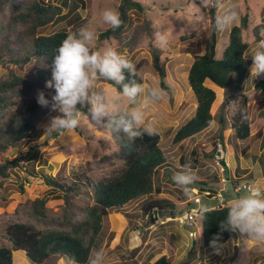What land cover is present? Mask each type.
<instances>
[{
    "label": "rangeland",
    "instance_id": "obj_1",
    "mask_svg": "<svg viewBox=\"0 0 264 264\" xmlns=\"http://www.w3.org/2000/svg\"><path fill=\"white\" fill-rule=\"evenodd\" d=\"M50 1L62 4L64 0ZM135 1H139L144 6V10L131 11V25L124 29L121 38L111 37L100 40V33L110 27L103 23L101 12L106 8L117 11L121 0H84L83 3L78 2L77 12L80 19L86 21L84 27L94 30L97 34L94 50L114 47L135 64L137 73L144 83L164 89L163 101L148 109L147 120L157 127L161 135L160 146L167 160H172L175 168L182 169L181 159L188 157L193 151L196 152V168L192 170L198 178L208 182V185L202 184L201 188L210 190L211 193L209 196H204V191L196 187L200 192L202 204L211 201L209 205H216L223 202V199L229 202L234 195L236 197L237 186L250 184L241 181V185L233 187L228 167L222 169L217 161L220 157L223 158L227 148L229 150L227 156L231 153L240 156L243 146L248 145L250 141L249 148L252 149L254 143L250 139L248 141L236 138L230 122L231 115L235 113L234 104L229 105L227 110L224 109L223 114L220 113L225 92H221L213 82L206 81L205 84L212 88L216 95L218 93L219 97V101L213 105V110L211 109L212 114L215 115L211 125L196 137L180 143L173 141L177 130L196 112L198 103L189 84L188 71L195 55L203 52L205 42L215 30L213 10L216 17L219 9L210 4L206 5L205 0ZM74 2L75 0H67L63 12L67 16L63 20L48 24L39 33L48 35L63 29L74 32L75 23L71 20L75 17V13H68ZM235 2L238 4L239 19L234 25H240L244 15L249 16V27L243 30V33L245 40L251 45L247 52L251 57L255 51L261 50L258 44L264 41V32L261 33V40L257 42L253 34V28L264 18V0H235ZM11 14V7L0 4V45L6 36L14 37L13 35L25 28L21 23L9 28L7 23ZM233 26L224 31H217L218 56L222 55L227 46L229 32ZM158 30L166 31L169 36L168 46L161 49V59L167 69L166 87H162L160 77L153 67V44L149 42V38ZM9 67L13 66L6 61H0V78L9 77ZM35 67V63L32 62L23 70L15 69V72L31 78ZM263 77L264 74H261L255 78L249 72L246 78L249 80L244 82L242 90L249 99L252 128L256 129L254 132L258 131L260 134L264 132V116L261 115V110H264V94L255 89L257 82L253 86L251 81ZM96 90L109 97L119 94L115 86L101 79L96 82ZM6 95L11 102H23L32 93L17 88L6 91ZM77 107L82 115L80 125L75 130L64 135L56 133L44 135L43 126L51 117L59 114L50 111L39 125L38 134L34 138L27 139L20 146L11 147L0 155V161L20 155L24 157L20 161V166L15 169L16 174L12 173L10 177L0 176V246H11V241L4 234L5 228L13 222H27L40 230H64L71 229L74 222L84 217L80 207L84 206L85 201L77 199L78 206L68 209L61 191L46 184L42 170L47 175L55 176L61 173L64 177L85 172L87 176L99 180L115 176L124 169L122 147L113 142L112 138L109 139L105 130L90 121L86 113L90 105H77ZM128 108L127 100L122 99L118 111L122 112ZM14 111L13 104L0 105V126L9 123ZM254 140L260 142L261 137L258 136ZM31 147L35 150L29 156ZM172 170L174 169L170 166L159 169L156 184L160 187L162 197L176 203L175 209L151 207L146 199H139L126 205L125 212L111 210L104 218L101 232L103 240L93 251V256L95 251L103 249L104 264H124L121 255L123 253L127 255V252L132 254V251H137L132 258L138 264H151L163 255H173V264H262L260 259L264 261V251H260L259 246L248 241L245 236L238 233L237 237L225 244L222 254L217 255L212 248L203 245L201 218L186 225L176 219L188 212L194 194L192 190L191 195L186 196L174 184L172 177L175 172ZM215 194L221 195L220 198L214 197L219 200L213 199ZM37 198L45 200L47 209L45 216H38L34 211L33 201ZM202 204L200 203V206ZM126 212L133 215L127 216ZM13 257L14 264H33L24 251H15ZM58 264H72V262L61 258Z\"/></svg>",
    "mask_w": 264,
    "mask_h": 264
},
{
    "label": "trees",
    "instance_id": "obj_2",
    "mask_svg": "<svg viewBox=\"0 0 264 264\" xmlns=\"http://www.w3.org/2000/svg\"><path fill=\"white\" fill-rule=\"evenodd\" d=\"M78 2L75 0L69 14H74L78 21L73 18L75 31L84 27L85 19H80L77 12ZM0 4L11 7L12 14L7 23L10 28L16 23L25 26L14 37L6 36L0 45V61H6L13 67H9V77L0 78V105L13 104L15 111L9 123L0 126V155L11 147H18L27 139L34 138L38 134L39 125L43 122L51 108L38 105L36 97L38 91H44L47 99H51L49 93L54 94V89L45 87L46 81L51 79V64L54 59L55 50L66 38L69 31L60 30L53 34H41L39 31L56 20H63L67 14L63 13L67 0L62 4L46 0H0ZM144 10V6L135 0H121L118 7L120 18L123 21L120 28L113 30L111 27L100 33V40L111 37L121 38L124 29L132 22L131 11ZM215 17L213 10V25ZM249 27V16L242 17L240 25H234L229 32L228 44L222 55H217L218 34L213 30L210 38L205 42L202 53H197L188 71V80L192 91L197 99V108L193 117L185 122L175 133L173 141L183 142L189 138L196 137L206 130L214 119L211 109L219 100L218 93L205 84L206 81L213 82L225 92V99L221 106L220 113H224L228 106L234 104L235 113L231 115V128L235 131L237 139L245 140L251 135L252 120L248 96L242 91L244 82L250 72L253 63L252 58L247 55L250 43L245 40L243 30ZM264 32L263 21L253 28L255 41L261 40V33ZM161 49L152 46L153 67L160 77L162 87H166L167 69L161 59ZM35 63V70L31 78L17 74L15 69L23 70L30 63ZM126 75V81L128 74ZM137 80L143 82L142 77L137 73ZM106 81L115 86L118 91L120 86L114 82ZM23 88L32 95L23 102H11L6 91ZM257 91L264 92V77L255 85ZM216 100V101H215ZM215 101V102H214ZM214 103V104H213ZM84 110V109H83ZM88 114V110L86 111ZM242 113H246L247 120L242 121ZM264 114V113H262ZM113 142L119 144L123 151L124 169L117 175L95 179L87 176L85 172L74 174L72 177H64L61 173L55 176L42 172L46 184L60 190L66 207L75 208L78 201H85L80 209L84 217L73 223L71 229H47L40 230L33 224L27 222H13L5 228L4 236L11 241V246H0V264H14L13 253L24 251L33 264H58L61 258L75 264H88L90 255L102 242V227L104 218L111 210L125 212L126 205L139 199H146L151 207L175 209L176 203L171 199L160 195V187L156 184L159 169L172 167L175 173L181 168H175L172 160L162 150L161 135H144L130 142L122 132L112 137ZM31 147L28 154L34 152ZM22 155L13 159L5 158L0 161V176L10 177L16 174L15 169L20 166ZM225 163L224 158H222ZM196 152L193 151L188 157L181 159V166L191 162L192 168H196ZM27 170V169H26ZM176 170V171H175ZM202 184L208 185L205 179L194 183L193 187H199L202 191ZM23 190V186L21 185ZM78 199V201H77ZM227 199L216 205H207L210 211L206 216L201 217L202 242L206 248L210 247V241L214 235L219 234L221 241L238 236V233L229 231L221 232L219 223L227 215ZM190 204V203H189ZM33 208L38 216H45L47 209L45 200L37 198L33 201ZM132 216V213H125ZM127 252L121 255L124 264H138L134 255ZM173 255H163L151 264H173ZM264 264L263 259H260ZM149 264V263H148Z\"/></svg>",
    "mask_w": 264,
    "mask_h": 264
},
{
    "label": "clouds",
    "instance_id": "obj_3",
    "mask_svg": "<svg viewBox=\"0 0 264 264\" xmlns=\"http://www.w3.org/2000/svg\"><path fill=\"white\" fill-rule=\"evenodd\" d=\"M205 4L219 9L214 21L216 31L226 30L239 19L235 0H205ZM101 19L113 30L120 28L123 23L119 12L111 8L101 12ZM96 39L94 30L81 27L69 32L55 50L51 79L45 84L47 89H54V94L49 93V100L44 91H38L36 97L39 106H50L51 111L59 113L43 126L44 135H64L79 127L82 112L77 105H90V121L105 130L109 139L121 132L130 142L144 135H158L157 127L147 120V111L152 105L163 101L164 89L139 82L135 64L114 47L94 50ZM149 42L164 49L169 44L168 33L155 31ZM258 48L261 50L255 51L251 56L253 63L250 73L255 78L264 74V41L259 42ZM125 73L128 74V82H125ZM101 78L119 85V94L109 97L97 91L96 82ZM122 99L127 100L129 108L121 112L118 111V106ZM247 119V114L242 113V121ZM197 180L198 176L192 170L191 162L185 163L172 177L174 184L186 196L191 195L192 186ZM198 211L204 217L210 208L202 204ZM219 227L221 232L229 231L245 236L248 241L259 246L260 251H264V184L249 185L242 194L231 199L227 205V215L220 221ZM210 247L214 254H222L225 243L221 241L219 234L213 236ZM104 259V251L100 249L95 251L94 256L90 255L88 264H104Z\"/></svg>",
    "mask_w": 264,
    "mask_h": 264
},
{
    "label": "crops",
    "instance_id": "obj_4",
    "mask_svg": "<svg viewBox=\"0 0 264 264\" xmlns=\"http://www.w3.org/2000/svg\"><path fill=\"white\" fill-rule=\"evenodd\" d=\"M248 80L249 79H247L246 82H248ZM259 80L260 79H252L251 85L254 86V84L256 82H258ZM253 86H252V88H253ZM219 89L221 90V92L224 91V89L221 87ZM261 93L264 94V92H261ZM216 97H217V95H216ZM261 112L264 113V110H261ZM262 113H261V115L264 116V114H262ZM254 130H256V129L252 128L251 136H249L246 139L248 141H249V139L253 140L254 144H253L252 149L249 148L251 146L250 141H249V144L248 145L246 144L241 149L242 154L240 156H238L236 153L235 154L231 153L230 156L229 155L227 156V154H229L228 148L226 149V151L223 155V158L225 160V163H226L228 170H229V173H230V180H231L230 182L233 184V187L240 184L241 181H245L246 184L248 183L250 185H252L254 183L264 184V132L262 134H260L258 131L254 132ZM260 130H261V128H260ZM256 133H258V135ZM258 136H259V138L261 137V140H260V142H255L256 140H254V139ZM248 181H250L251 183H249ZM245 189H243L239 192H235V193L237 195H240L243 193V191ZM218 195L219 194H215L213 196V199L219 200L221 195L220 196H218ZM217 196L219 198H214ZM233 198H235V195L231 199H233ZM207 202L208 203H205V204H211V201H207ZM230 240H228L227 242H229ZM227 242L225 244H227ZM235 247L237 248V245H235Z\"/></svg>",
    "mask_w": 264,
    "mask_h": 264
},
{
    "label": "built area",
    "instance_id": "obj_5",
    "mask_svg": "<svg viewBox=\"0 0 264 264\" xmlns=\"http://www.w3.org/2000/svg\"><path fill=\"white\" fill-rule=\"evenodd\" d=\"M218 152L219 153L221 152V147L218 149ZM217 164H219V166L222 167V169H224L226 166L222 160V157H220V160L217 161ZM247 187L248 186H237L235 189H236V192H239ZM192 190H193L194 196H192L191 198V202L188 207L189 208L188 212H185L183 216H179L176 218L177 220H180L182 224H185V225L188 223H193L194 221L197 220V218H201L198 210L200 208V203L202 204V198H201L198 188H192ZM209 195H211L210 191H204V196H209Z\"/></svg>",
    "mask_w": 264,
    "mask_h": 264
}]
</instances>
